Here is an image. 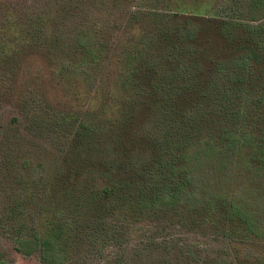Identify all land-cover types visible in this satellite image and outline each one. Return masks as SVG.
I'll return each instance as SVG.
<instances>
[{"label":"trees","instance_id":"trees-1","mask_svg":"<svg viewBox=\"0 0 264 264\" xmlns=\"http://www.w3.org/2000/svg\"><path fill=\"white\" fill-rule=\"evenodd\" d=\"M95 1L104 5L0 6V61L14 65L0 70V93L6 77L18 112L0 138L23 123L18 138L32 145L43 132H63L64 142L57 161L31 170L30 155L12 165L0 156V264H9L2 241L62 264L79 237L101 250L121 226L141 222L219 239L199 264H264V0H232L234 16L211 21L128 9L138 32L112 54L107 26L74 18ZM206 25L222 55L207 49ZM19 46L55 64L72 109L50 116L38 71L10 87Z\"/></svg>","mask_w":264,"mask_h":264},{"label":"rangeland","instance_id":"rangeland-1","mask_svg":"<svg viewBox=\"0 0 264 264\" xmlns=\"http://www.w3.org/2000/svg\"><path fill=\"white\" fill-rule=\"evenodd\" d=\"M59 1L36 0V4L39 2L37 9L43 10L48 4L54 6L55 9L61 4ZM107 1L109 0H104V5L95 1L92 5L93 8L86 7L81 17L75 16L74 18L75 20L80 18L82 21L88 19L85 24L90 23L91 27L102 28L107 26V34H111V43L108 47V51H111H109L110 54L125 36L138 32L133 27L132 22L126 21L125 12L128 9L131 11L137 9L170 10L204 21H211L213 18H215L214 20L228 19L230 16H234L226 9L232 0H126L123 5H111L107 4ZM34 2L35 0H0V6L3 9L5 6L10 8L14 5L25 7L24 4H26V10H33ZM70 18L72 21V11ZM201 37L202 39H210L208 50L217 51L219 55H222L221 53L224 51L221 49L224 47L223 42L212 26L206 25L201 32ZM19 49L20 54L17 56L15 64L16 80L13 86L10 84V87L12 89L17 88L22 83V79H27L25 75L27 69L38 71L40 74L38 89L43 95L41 100L45 101V107L50 112V116L57 111L72 109V90L70 92L64 91L63 89H68V85L57 81L51 74L55 64L52 61L49 62V59L42 52L38 53V50L34 52L22 47ZM8 59L6 57L4 62L0 61V70L14 68L12 63L7 62ZM3 82L5 88L0 93V128H3V125L8 126L12 117L18 115L15 110L17 103L14 94L8 92L9 83L6 77L3 78ZM12 126L6 130L8 142L2 141L4 139L0 138V156H7L10 164L12 160L22 162L23 157H28V155L31 156L30 165H34L32 167L27 166L29 170L35 167L37 162L48 164L53 159L57 161L59 147L64 145L63 138L58 140L57 138L61 137L63 132L61 135L43 132L39 135L38 144L32 145L27 139L18 138L20 136L18 130L23 128V123L16 127L15 124ZM0 180H3L2 174ZM148 225L150 224L142 222L136 225L124 224L119 232H115L110 239L108 238L104 242L101 250H96L88 245L85 246L86 238L79 237L76 255L73 256L71 253L69 259L62 264H165L164 260L170 264H199L203 258L213 255L214 249H218L221 243L219 239L210 238L201 233L181 231L177 228L163 229L157 224H155L157 227H154L153 224L151 230H148ZM147 239H151L155 243L151 244ZM2 242L9 264H41L38 254L23 256L14 250L10 243Z\"/></svg>","mask_w":264,"mask_h":264}]
</instances>
